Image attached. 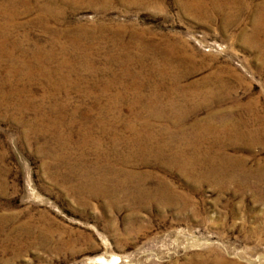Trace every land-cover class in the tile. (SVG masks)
<instances>
[{
    "label": "rangeland",
    "instance_id": "rangeland-1",
    "mask_svg": "<svg viewBox=\"0 0 264 264\" xmlns=\"http://www.w3.org/2000/svg\"><path fill=\"white\" fill-rule=\"evenodd\" d=\"M99 258L264 264V0H0V264Z\"/></svg>",
    "mask_w": 264,
    "mask_h": 264
},
{
    "label": "bare ground",
    "instance_id": "bare-ground-1",
    "mask_svg": "<svg viewBox=\"0 0 264 264\" xmlns=\"http://www.w3.org/2000/svg\"><path fill=\"white\" fill-rule=\"evenodd\" d=\"M110 259V258H109ZM114 259V258H113ZM112 259V260H113ZM117 259V258H116ZM106 260V259H105ZM104 259H102V258H99V259H96L93 263L94 264H98V263H105L106 261H105ZM112 260H109V261H112ZM118 260V259H117ZM116 261V260H115ZM114 262V261H113Z\"/></svg>",
    "mask_w": 264,
    "mask_h": 264
}]
</instances>
